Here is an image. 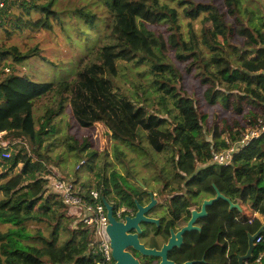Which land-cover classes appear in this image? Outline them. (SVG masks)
Returning <instances> with one entry per match:
<instances>
[{
    "label": "trees",
    "instance_id": "1",
    "mask_svg": "<svg viewBox=\"0 0 264 264\" xmlns=\"http://www.w3.org/2000/svg\"><path fill=\"white\" fill-rule=\"evenodd\" d=\"M0 1V33L7 39L24 32H45L65 45L81 43L83 52L94 55L93 61L57 83L38 84L28 76L14 75L0 79V123L13 110H26L30 100L51 97L56 103L55 108L45 111L35 129L32 150L24 145L23 133L0 137V224L12 227L0 233V264H109L92 245L94 230L82 224L53 190L56 179L47 177L50 171L44 155L54 146L50 141L54 120L66 105L80 129L101 127L112 142L115 159L124 157L119 146L146 155L148 165L157 171L154 180L162 185L159 194L182 210L174 212L172 208L175 219L165 223L164 240L170 227L179 230L186 225L189 209L215 196L213 186L237 205V209H229L219 200L208 207L207 217L200 220L201 231L186 233L184 245L168 255L176 264L199 259L212 242L214 252L209 257L215 264L222 254L230 264H237L236 258L247 250V234L262 225L255 221L256 215L264 216V134L234 153L228 166L215 165L211 158L237 143L258 119L264 123V0H220L219 5L216 0H96L111 18L109 25L103 22L100 27L91 3L70 10L60 7L58 0ZM248 3L253 7L246 6ZM179 9L189 19L186 41L181 34L173 35L180 27ZM197 20L199 31L193 26ZM235 27L245 40L241 46L234 42ZM41 53L37 46L21 51L0 41V70L25 65L33 58L54 68ZM121 63L136 69L143 65L137 75L149 73L151 81L144 91L141 89L142 102L118 87ZM177 63L184 65L182 70ZM185 75L197 81L201 99L181 89L179 83ZM20 85L26 89L24 93V89L18 91ZM150 92L161 111L150 110L152 104H146ZM201 104L230 110L235 117L248 108L246 126L240 127L235 119V134L225 120L220 130L214 125L210 128L206 114H201ZM3 142L10 148L7 159L1 156ZM65 146L74 158L85 159V165L97 156L96 152L81 156L90 147L87 139L79 142L69 135ZM162 154L169 155L159 167L153 155ZM196 166L202 168L197 170ZM18 167L20 172L5 181ZM126 173L127 177L115 171L109 177L97 175L95 187L87 189L83 184L77 186L76 177L74 181L57 178L73 184L86 201L91 200L89 190H96L107 202L119 200L129 206L143 190L138 183L132 185L129 180L134 175ZM31 224L44 225L48 235L39 229L32 233ZM259 238L253 258L264 252V231ZM27 239L33 242H24ZM223 239L222 250L215 251V243Z\"/></svg>",
    "mask_w": 264,
    "mask_h": 264
},
{
    "label": "rangeland",
    "instance_id": "2",
    "mask_svg": "<svg viewBox=\"0 0 264 264\" xmlns=\"http://www.w3.org/2000/svg\"><path fill=\"white\" fill-rule=\"evenodd\" d=\"M196 2H209V0H194ZM59 6H66L68 9L81 8L84 7L87 3H91V9L96 16V24L103 25V22L106 25L110 23V15L109 13L100 7L97 4L96 0H58ZM216 3L219 5L220 0H216ZM248 7H253L251 3L246 4ZM187 18H185L182 14V10H178V23L180 27L175 30L173 35L181 34L182 39L186 41L185 33L188 23ZM194 29L199 31L200 23L199 20L193 23ZM158 29H161L157 27ZM93 39V38H92ZM0 41L5 46L6 45H15L21 51L28 50L31 47L37 46L42 50L41 55L46 57L49 61L54 63V68L52 65H48L43 61L38 59H30L27 61L25 65H14V66H4L3 71L0 70V79H4L7 76H17L24 77L28 76L33 81L38 84L41 83H57L63 81V78H70L74 72L86 64V62L90 63L93 61V56L88 52H83V47L80 44L75 45H65L64 42H61L58 38H55L54 35L49 33H39L37 35H32L28 32H24L23 34H15L10 36L8 39L0 33ZM59 41V42H58ZM234 42L238 45H243L245 40L240 36V32L237 30V27L234 28ZM88 45H92V43H88ZM89 46V47H90ZM95 51V50H94ZM173 57V53L170 54ZM7 65L10 62L6 61ZM177 67L182 70L184 67L183 64L177 63ZM143 65H141L138 69L134 66L121 63L120 71L118 77L116 79L118 87L121 91H126L128 95H134L135 100L142 102L144 100V96L141 93V89L143 91L149 85L151 78L148 72L143 73L142 75H137L136 72L138 70H142ZM3 72V74H1ZM25 84L24 82H21ZM181 89L188 94H193L196 99H201V89L197 84V81L193 80L190 76H183V81L179 83ZM25 92V88L22 85L18 87V91L23 90ZM136 93V94H134ZM29 107L26 110L22 111H12L3 122L0 123V137L5 134L12 136L13 133H23L25 138V143L23 140L18 139V142H23L26 148L30 151L33 149L32 141H33V133L35 129L38 128V125L41 122L42 116L45 111L50 108H55L56 103H54V99L51 97H43L37 100H30ZM151 106L150 110L156 111V109L160 110V107L156 104V99L154 98V94L150 92V98L147 103ZM161 111V110H160ZM201 114H206V124L208 127L212 128L214 125L219 130L222 126V121L225 120L229 125L232 133H236L237 129L234 127V120L236 119L239 122L240 127L246 126L247 118H245V114L248 111V108L245 109V113L240 116H236L230 111L223 108H219V106L209 107L203 104L200 105ZM55 124V133L50 137L51 142H54V146L51 149V152L45 154V166L50 171L49 178L58 179L57 177H63L67 180H75V177L78 178V187L83 184L86 186L95 187L97 183V175L102 177L106 174L109 177L111 171H115L120 174L122 177H127V171L134 175V179L129 180L133 185L135 183L139 184V187H142L153 190L154 192H158L162 188L161 183H157L154 179L156 177L157 171L153 170L151 165H148V161L146 155H142L141 153H135L130 151L128 148H121V151L124 155L120 160H117L113 156L112 142L108 140L106 137V133L102 131L101 127H98L94 130H83L76 126L74 121L71 119L68 106L66 105L63 109L61 116L57 117L54 120ZM236 130V131H235ZM71 135L77 141L82 142L83 139H87L90 143V147L83 153L81 156H86L89 152H96L97 156L92 160V162H88V165L83 164L85 159H76L74 158L72 152H69L65 146V141ZM224 138V136H222ZM207 139H211V136L208 135ZM8 144V143H6ZM4 142L2 145L7 147ZM41 152L43 149L41 148ZM10 153V152H9ZM42 154V153H41ZM167 155H153V158L156 160V164L161 167L164 164L165 158ZM77 166L79 168H77ZM93 168V171L89 170V167ZM21 167V166H20ZM20 167H18L15 171L12 172L11 175L7 177L5 181L12 180L15 176L14 174H18L20 172ZM197 170H200L201 166H196ZM166 169H168L166 167ZM43 175V174H41ZM132 177V178H133ZM2 183V181H0ZM80 188V187H79ZM1 197V195H0ZM200 204H198V208ZM76 213V212H74ZM77 214V213H76ZM255 221L258 223H262L263 218L259 215H256ZM45 226L42 224H31L29 226V231L34 233L35 230L39 229L43 235H48L46 232ZM12 228L8 224H0V233H5L7 229ZM225 229V228H224ZM226 230V229H225ZM246 233V232H245ZM245 233L243 236L245 237ZM24 242H33L32 240H24ZM225 241H222V244H225ZM94 246H97L94 245ZM222 261H218L220 264Z\"/></svg>",
    "mask_w": 264,
    "mask_h": 264
},
{
    "label": "flooded vegetation",
    "instance_id": "3",
    "mask_svg": "<svg viewBox=\"0 0 264 264\" xmlns=\"http://www.w3.org/2000/svg\"><path fill=\"white\" fill-rule=\"evenodd\" d=\"M142 190L143 191L140 192V194L142 195L137 196V198L131 200L132 203H128L129 206L120 202L119 200H109L108 204L111 207L112 218L114 219V221L119 224H125L127 218L134 217V215L137 212L138 206L142 208H146L151 204L152 202L150 198V194H151L153 196L154 203L150 208V210L142 213V217L156 221V223L146 224L141 222L140 224L137 225L138 229L140 230L139 233L133 229L130 232L124 231V235L130 238L134 237L136 243L139 246L143 247L145 250H154L158 252L162 249V247L167 243L168 240V239L164 240L162 238L163 237L162 233L165 228V223L174 222L175 217L172 215L173 210L174 212L175 211L181 212L182 210L179 205L178 206L172 205L171 201L163 199L162 195H160L159 192H154L153 190L151 191L144 187H142ZM177 204H179V202H177ZM172 208L174 209L172 210ZM193 208L196 209V207H192L191 209ZM191 209L189 210L191 211ZM193 226L199 228L201 231L200 221H196V223L193 224ZM173 227L174 226L170 227L169 230L174 229L175 231H177V229ZM222 241H225V239L215 243L218 246V248L215 251L220 252V250H222L223 246L225 245L222 244ZM213 247H214V243L209 242L206 245V251L199 259H193L192 261H187V262H196L197 264H215L213 262V258L209 257V255L210 254L212 255V252H214V250H212ZM121 251L122 253L130 257L137 264H160L159 259L151 256L143 255L139 250L134 248L133 244L125 245ZM167 259L173 262L169 258ZM220 261H222L220 264H230V261L227 260V256L224 254L221 255ZM107 263L114 264L112 260ZM173 263L176 264L175 262Z\"/></svg>",
    "mask_w": 264,
    "mask_h": 264
},
{
    "label": "water",
    "instance_id": "4",
    "mask_svg": "<svg viewBox=\"0 0 264 264\" xmlns=\"http://www.w3.org/2000/svg\"><path fill=\"white\" fill-rule=\"evenodd\" d=\"M215 196L210 199H205L201 202L200 207L197 210H193L190 213V218L186 225L181 229L175 231L174 229L169 230V237L167 243L162 247V249L158 252L154 250H145L143 247L139 246L134 237L130 238L124 235V231H132L133 229L136 230L138 233L140 230L138 229L137 225L141 222L146 224L156 223L151 219H146L142 217V213L147 212L153 205V196L150 194L151 204L146 207L142 208L140 206L137 207V212L133 218H127L125 224H119L114 221L112 218L111 207L106 200H103V206L106 211V234L109 238V247L111 251V260L114 264H137L134 262L130 257L126 254L122 253V248L125 245L133 244L134 248L139 250L143 255L151 256L160 260V264H174L173 262L169 261L168 255L169 253L173 252L175 249H180L184 245V236L186 233L190 232H199L200 229L193 226L196 221L203 220L207 217V208L211 207L214 203L218 202L219 200L224 201L228 204L229 209L238 208L237 205L231 203L229 199L224 197L219 191L213 186ZM264 231V216H263V224L261 227L253 234H247V250L244 255L239 256L236 258L237 264H244L247 261H250L252 258V254L255 248V240L259 238L260 234ZM129 241V242H127ZM184 264H197L196 262H186ZM264 264V263H263Z\"/></svg>",
    "mask_w": 264,
    "mask_h": 264
},
{
    "label": "built area",
    "instance_id": "5",
    "mask_svg": "<svg viewBox=\"0 0 264 264\" xmlns=\"http://www.w3.org/2000/svg\"><path fill=\"white\" fill-rule=\"evenodd\" d=\"M3 7L0 1V9ZM264 134V123L262 119L257 120V124L247 129L240 137V140L231 145L229 149L223 150L214 154L211 158L213 164L218 166H228L232 161L234 153L245 147L251 140L256 139ZM225 142L228 141L225 139ZM10 148L4 147L1 154L2 158L10 157ZM53 190L57 192L65 205L70 207L81 219V223L91 227L94 230L93 233V247L99 252L102 259L105 262L111 261V251L109 247V238L106 234V211L103 206V200L100 197V192L96 190H89L88 195L91 200H84V195H78L76 187L70 182H66L63 179H56L52 184ZM194 210V209H192ZM260 238L255 240V245L259 244ZM97 246H94L96 245ZM264 258V252L258 253L250 261L244 264H262Z\"/></svg>",
    "mask_w": 264,
    "mask_h": 264
},
{
    "label": "clouds",
    "instance_id": "6",
    "mask_svg": "<svg viewBox=\"0 0 264 264\" xmlns=\"http://www.w3.org/2000/svg\"><path fill=\"white\" fill-rule=\"evenodd\" d=\"M102 200H104V199H102ZM193 209H194V208H193ZM197 209H198V208H196V209H194V210H197ZM191 211H193V210L191 209ZM191 211H190V212H191ZM262 224H263V221H262ZM254 245H255V244H254ZM252 258H253V255H252Z\"/></svg>",
    "mask_w": 264,
    "mask_h": 264
}]
</instances>
